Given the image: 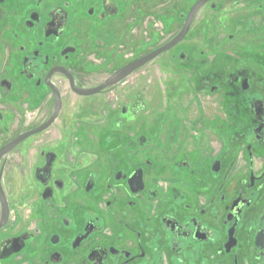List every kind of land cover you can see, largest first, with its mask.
<instances>
[{
  "label": "flooded vegetation",
  "instance_id": "obj_1",
  "mask_svg": "<svg viewBox=\"0 0 264 264\" xmlns=\"http://www.w3.org/2000/svg\"><path fill=\"white\" fill-rule=\"evenodd\" d=\"M0 264H264V0H0Z\"/></svg>",
  "mask_w": 264,
  "mask_h": 264
},
{
  "label": "rangeland",
  "instance_id": "obj_2",
  "mask_svg": "<svg viewBox=\"0 0 264 264\" xmlns=\"http://www.w3.org/2000/svg\"><path fill=\"white\" fill-rule=\"evenodd\" d=\"M223 21H224V19H221L220 23L223 22ZM216 24H219L218 20L216 21ZM226 30H228L227 27H226ZM213 41L214 40L211 39V40H208L207 42H208V44H211V43H213ZM217 57L219 59L216 61V73L219 72V74L221 76H226V75L229 74L230 68H231L232 63H233V59L235 57L242 58L240 53L236 52L235 50H233L231 46H228V48H225V49L221 50L218 53ZM222 100H223V98H222Z\"/></svg>",
  "mask_w": 264,
  "mask_h": 264
},
{
  "label": "water",
  "instance_id": "obj_3",
  "mask_svg": "<svg viewBox=\"0 0 264 264\" xmlns=\"http://www.w3.org/2000/svg\"><path fill=\"white\" fill-rule=\"evenodd\" d=\"M182 35H180L176 40H174V41H178L179 39H180V37H181ZM160 51H158V53H159ZM157 53V54H158Z\"/></svg>",
  "mask_w": 264,
  "mask_h": 264
}]
</instances>
